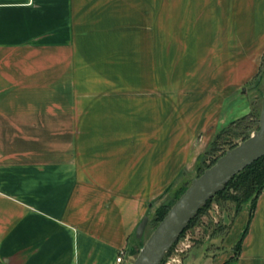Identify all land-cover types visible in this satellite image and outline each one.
<instances>
[{"label": "crops", "instance_id": "0c3cea01", "mask_svg": "<svg viewBox=\"0 0 264 264\" xmlns=\"http://www.w3.org/2000/svg\"><path fill=\"white\" fill-rule=\"evenodd\" d=\"M263 51L264 0H0V264L130 261ZM230 221L187 264H264V184Z\"/></svg>", "mask_w": 264, "mask_h": 264}, {"label": "rangeland", "instance_id": "374dc122", "mask_svg": "<svg viewBox=\"0 0 264 264\" xmlns=\"http://www.w3.org/2000/svg\"><path fill=\"white\" fill-rule=\"evenodd\" d=\"M171 42V41H168ZM166 41V43H168ZM264 95V51L260 58V64L257 68L256 76L250 82L241 85L237 89L236 98H232V104L240 103L246 105L245 111H241L236 104L233 105V121L224 123L221 127L216 128L212 141H210L198 154H202L197 167L196 161L187 170L183 171L166 191L160 193L159 198L155 199L150 207L152 214L160 204L171 199L172 190L180 185H188L193 176L198 175L203 167L211 165L213 157L221 151L229 148L230 143H237L242 140L243 136L257 128L258 112L260 101ZM244 102V103H243ZM239 104V105H240ZM236 105V106H235ZM229 108V107H228ZM244 112V114H242ZM242 114V115H241ZM202 168V169H201ZM230 194H237L232 188L228 189ZM211 198V197H210ZM249 199L242 202V207H246ZM202 207V206H201ZM236 204L233 198H224L222 196H212V198L203 206V209L193 216L189 225L178 234L177 239L165 251L158 264H187L194 256H204L218 248L220 238L227 225L231 222L232 215L235 211ZM146 220V225L139 239L143 242L147 233L151 230V224ZM133 243V242H132ZM142 244V243H141ZM132 245H130L131 247ZM135 246V244L133 245ZM138 249V248H137ZM218 250V249H217ZM137 251V250H136ZM130 253V260L134 255ZM131 262V261H130ZM207 262L203 263L206 264Z\"/></svg>", "mask_w": 264, "mask_h": 264}, {"label": "water", "instance_id": "95a60500", "mask_svg": "<svg viewBox=\"0 0 264 264\" xmlns=\"http://www.w3.org/2000/svg\"><path fill=\"white\" fill-rule=\"evenodd\" d=\"M257 128L215 157L211 165L193 176L157 224L146 235L129 264H158L178 234L195 216L205 201L221 190L231 175L264 154V95L260 101ZM147 214L136 223L134 235L139 238L145 228Z\"/></svg>", "mask_w": 264, "mask_h": 264}, {"label": "trees", "instance_id": "16d2710c", "mask_svg": "<svg viewBox=\"0 0 264 264\" xmlns=\"http://www.w3.org/2000/svg\"><path fill=\"white\" fill-rule=\"evenodd\" d=\"M231 121H233V120H231ZM246 136H248V134L244 135L243 138ZM234 144H235L234 142L230 143L229 146H232ZM223 151H221L219 154H221ZM202 154L203 153L198 154L196 157L197 167L201 166L200 164H198V162H199V159L202 156ZM219 154H216L215 157L218 156ZM215 157H213L212 161L215 159ZM263 184H264V154L258 156L257 159L251 161V163L244 166L243 169H241V170L237 171L236 173H234L233 175H231L230 180H228L225 183L224 187L221 190H217L216 193L214 194V196L219 195V196H222L224 198H230V199L232 197L236 206H237L235 208L234 212L243 208L242 202H245L246 199H249V203L247 206H249V208L251 209L253 207L254 199L257 196V194L259 193V189L263 186ZM172 185L167 186L164 189V191H166ZM185 187H186V184L185 185L182 184L180 186H177L176 188H174L172 190L171 194H173V196L171 199H168L167 201L160 204V206H158L152 214H150V211H148L147 220H149V222L148 221L147 222L149 224H151V229L157 224L156 222L166 212V210L170 206V204H172L174 199L179 195V193ZM229 188H232L236 191H239V193H237V194L231 193L230 194V192H228ZM211 198H208L205 201V203L203 204V206L206 205V203ZM203 206L201 208H199L197 213L203 209ZM193 218L194 217L190 218L188 222L190 223V221L193 220ZM189 223H188V225H189ZM244 229L245 228H243L242 231L240 232V234H239L240 236L233 246L234 253L237 252V247L239 245L241 237L243 236ZM132 238H133V244L129 248L128 253L134 254L136 252L137 248L141 245L142 241L139 238H135L134 235H132ZM134 244H135V246H133ZM228 262H229V260L223 261L221 264H227Z\"/></svg>", "mask_w": 264, "mask_h": 264}, {"label": "built area", "instance_id": "2783aa9c", "mask_svg": "<svg viewBox=\"0 0 264 264\" xmlns=\"http://www.w3.org/2000/svg\"><path fill=\"white\" fill-rule=\"evenodd\" d=\"M115 260H116L117 264H129L130 261H131L130 260L127 263H124V261H123V253H121V252H118V255L116 256Z\"/></svg>", "mask_w": 264, "mask_h": 264}]
</instances>
